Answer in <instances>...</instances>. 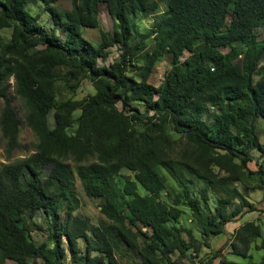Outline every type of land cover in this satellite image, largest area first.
Segmentation results:
<instances>
[{"label":"trees","instance_id":"trees-1","mask_svg":"<svg viewBox=\"0 0 264 264\" xmlns=\"http://www.w3.org/2000/svg\"><path fill=\"white\" fill-rule=\"evenodd\" d=\"M31 1L0 0V30L12 28L9 40L0 36L6 157L24 148L11 78L37 137L31 153L0 164V264H64L67 252L68 264H126L125 257L130 264H240L224 249L241 258L264 251V209L237 186L264 189V143L256 125L264 120V0H69L63 11L56 7L60 0H41L50 28L29 12ZM101 3L113 19L111 32L100 24ZM150 15L156 17L143 33L137 18ZM84 28H98L100 41L87 39ZM115 44L118 59L99 64ZM162 61L170 68L156 86L149 77ZM83 78L93 92L77 98ZM61 83L67 98H58ZM168 130L185 139L180 151ZM175 164L203 181L199 196ZM161 167L179 191L168 190ZM75 175L86 196L100 199V224L76 212ZM209 189L220 194L215 201ZM180 206L199 224L200 238L179 225ZM250 211L257 216L214 249L212 238ZM38 212L51 246L33 238L42 228ZM204 248L210 252L203 258ZM247 264H264V257Z\"/></svg>","mask_w":264,"mask_h":264},{"label":"rangeland","instance_id":"rangeland-1","mask_svg":"<svg viewBox=\"0 0 264 264\" xmlns=\"http://www.w3.org/2000/svg\"><path fill=\"white\" fill-rule=\"evenodd\" d=\"M70 1L69 0H60L56 3V7L63 11V10H67L70 8ZM27 9L29 10V12L38 17V23H40L44 28H50L52 26V19L50 17V15L48 14V12L46 10H44L43 7V3L41 0H33L31 1L28 5H27ZM160 9L161 12L163 10H165V4L162 2L160 4ZM156 16L155 15H150L147 18H137V28L142 31L143 33H145V29L146 28H150L154 18ZM99 20H100V24L101 26L108 31H112L113 30V19L111 18V16L108 14L107 12V8L106 5L104 3H101L99 6ZM11 31L12 28L11 27H7V28H3L0 30V36L3 40L7 41L10 39L11 36ZM83 34L84 36L93 41V42H99L100 41V36H99V29L98 28H84L83 30ZM258 32V38L260 39L263 35L262 31L257 30ZM140 36H138L136 39L138 40ZM224 51L226 53L227 59H232L233 60V52L227 48H224ZM121 50L118 44H115L111 47L108 48V56L105 60H99L98 63L99 64H109L112 61L118 59L119 54H120ZM240 56L234 60V62H237L239 60ZM264 64V61L261 65ZM170 68V65L168 62L166 61H162L159 62L157 65H155L150 77H149V82L154 84V85H159L162 81H163V77L165 72ZM66 69H60V72H65ZM77 70V69H76ZM82 72V71H81ZM79 72V73H81ZM11 83V87L9 88V94L12 97L11 100V104L12 106L15 108L20 120H21V130H20V134H19V141L21 143V145L24 147L21 150H15L13 152V155L10 158L6 157L5 154V150H4V143L5 141L3 140V138L1 137V130H0V164L3 162H8V161H14L17 160L19 158H23L24 156H26L27 154L31 153L33 151V149L35 148V144L37 142V137L35 136V134L33 133V131L31 130V128L29 126H27L26 122H25V115L27 112V106L24 103V101L15 94L14 92V83H13V78H11L10 80ZM93 92V86L91 84V81L87 78H83L80 86L77 90V93L75 95V97L77 98H83L85 96H87L89 93ZM71 95V93L65 89L63 87V84H59V91H58V98H67ZM3 105V101L2 99H0V112H1V108ZM119 107H121L120 104H118ZM50 117V122H52V112L49 115ZM257 131L259 134V138L260 141L264 143V120L260 119L257 122ZM168 133L170 134V136L176 141L179 142L176 146L177 150L180 151V147L184 142V138L181 137V134L174 132L172 130H168ZM257 155V153H256ZM171 166V165H170ZM250 167L251 168H256L257 166L255 165V163H250ZM173 169L175 171V173L183 180V182L187 185L190 186V191L192 192L193 195L195 196H199L198 190L200 187H202L204 185L203 181L196 179L195 177L189 175L188 173H185L183 170H180V168L178 167V165L175 164V166H173ZM159 172L161 174V176L163 177V179L166 182L167 188L168 190L171 187H174L176 191H179L181 188L180 186L177 184V182L172 178V176L168 173V171L165 168H160ZM121 173L123 174H129V171L125 168H123L121 170ZM252 178L255 180H258V176L256 174L252 175ZM189 180H192V183L189 182ZM189 182V183H188ZM238 188L244 193V195L247 197L248 200L252 201L254 204H256L260 209H264V189H257V188H245L243 183H238ZM139 190L140 192L144 193V189L139 185ZM190 192V193H191ZM75 193H76V199H77V210L76 212L82 216L88 217L91 223L94 224H100L101 220L104 218L103 215L100 212V207H99V202L100 199L97 198H90L88 196H86V194L84 193L82 186L80 184L79 179L77 178V176L75 175ZM209 193H210V197L215 201L220 194L213 190V189H209ZM171 197V195H170ZM235 204V203H233ZM181 210H182V214L179 220V225L180 226H184L185 228H190L194 235L198 238H200L201 235V228L199 226V224L194 221L191 217V214L189 212V210L187 209V207L185 206H180ZM256 216V212H251L248 213L245 218L246 219H252ZM38 224H40L42 226L41 230H34L32 232L33 234V238L36 241V243H41V242H46L47 244H49V246H51V242L47 237V233H48V229H47V224L43 218V215L41 212H38L34 218ZM237 224H232L229 223L228 224V228L227 231L230 230H234L236 228ZM231 232V231H230ZM184 237H187L185 233H183ZM229 235L228 234H224V239L222 241H216L215 242V249L218 248L219 246H221L222 244H224V242L228 239ZM209 249L204 248L201 256L204 258L208 255L209 253ZM223 255L235 262L238 263H242V264H247L249 261H256L261 259V257H264V251L260 250V251H253L252 252V257L251 258H241L239 256H235L229 253V248H225L223 251ZM70 257L71 254L69 252H67V257L64 260V264H68L70 262ZM224 257V258H225ZM199 256H197L196 258H194V260L198 261L199 260ZM123 263L126 264H130V261L127 257L120 259ZM221 260V258H220ZM38 264H43V262L38 259ZM221 264V261H219V259H214L212 264ZM7 264H17L12 260H7ZM181 264H191L190 261L188 259H183L181 261Z\"/></svg>","mask_w":264,"mask_h":264},{"label":"crops","instance_id":"crops-1","mask_svg":"<svg viewBox=\"0 0 264 264\" xmlns=\"http://www.w3.org/2000/svg\"><path fill=\"white\" fill-rule=\"evenodd\" d=\"M252 202V201H251ZM253 213V212H256V216H257V214H258V212L257 211H250V212H246V213H244L243 214V216L240 218V217H237V218H235L233 221H230V222H228L227 224H226V230H227V228H228V224L229 223H231L232 222V224H237V226H236V228L242 223V222H244V221H246V220H252V219H254V218H252V219H246L245 218V216L248 214V213ZM235 228V229H236ZM234 229V230H235ZM233 230V231H234ZM231 231V232H230ZM230 231H227L226 232V234H231V233H233V231L232 230H230ZM224 239V234H220V235H218V236H215L214 238H212V240H211V242H212V247L214 248L215 247V242L216 241H222ZM215 249V248H214Z\"/></svg>","mask_w":264,"mask_h":264}]
</instances>
